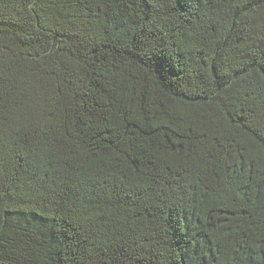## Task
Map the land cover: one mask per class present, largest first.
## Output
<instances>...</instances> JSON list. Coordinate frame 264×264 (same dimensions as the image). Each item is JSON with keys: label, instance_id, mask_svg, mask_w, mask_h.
Returning a JSON list of instances; mask_svg holds the SVG:
<instances>
[{"label": "trees", "instance_id": "obj_1", "mask_svg": "<svg viewBox=\"0 0 264 264\" xmlns=\"http://www.w3.org/2000/svg\"><path fill=\"white\" fill-rule=\"evenodd\" d=\"M0 264H264V0H0Z\"/></svg>", "mask_w": 264, "mask_h": 264}]
</instances>
